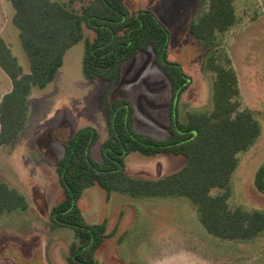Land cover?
Returning <instances> with one entry per match:
<instances>
[{"label": "rangeland", "instance_id": "374dc122", "mask_svg": "<svg viewBox=\"0 0 264 264\" xmlns=\"http://www.w3.org/2000/svg\"><path fill=\"white\" fill-rule=\"evenodd\" d=\"M67 3L68 0H57ZM237 22L218 37L237 75L240 102L251 110L260 135L244 152L231 178L230 207L264 211V193L257 191L254 175L264 166V0H235ZM75 2L72 8L79 10ZM130 10L149 9L169 29V60L191 78L179 109L212 108L214 74L205 69L212 48L193 38L189 25L206 10V0H128ZM13 8L0 0V38L9 46L23 74L29 62L18 30L12 24ZM92 32L84 30V37ZM83 40L69 48L55 78L44 88H33L28 98L27 122L21 133L0 147V180L23 194L28 208L0 218V264H68L74 241L66 228L51 230L48 215L62 197L55 163L62 155L59 141L74 131L94 127L99 135L91 150L100 161V144L107 138L105 98H128L134 109L136 131L163 139L169 125V84L152 64L151 50L136 55L122 68V81L85 79L81 70ZM10 80L0 69V100ZM131 176L155 179L177 172L186 164L182 156L145 157L131 153L125 160ZM221 190L214 189L212 194ZM88 223L105 220L107 237L96 251L97 264H264V233L249 242L223 241L209 235L199 223L193 205L183 198H136L118 192L105 201L94 185L78 201Z\"/></svg>", "mask_w": 264, "mask_h": 264}, {"label": "trees", "instance_id": "16d2710c", "mask_svg": "<svg viewBox=\"0 0 264 264\" xmlns=\"http://www.w3.org/2000/svg\"><path fill=\"white\" fill-rule=\"evenodd\" d=\"M8 1L29 72L23 74L9 46L0 38V69L11 83L0 100V147L10 144L24 129L32 89L44 88L62 66L66 51L82 40L81 70L85 79L120 84L123 65L150 49L152 64L169 84L165 138L135 130L134 109L128 98L106 96L107 138L100 144V161L91 156L99 140L94 127L79 128L68 139L59 141L63 152L55 163V173L62 197L49 211L48 226L51 230L72 231L68 264H97L95 253L107 237L105 220L88 223L78 206L83 192L94 185L103 191L105 201L113 192L136 198L186 199L195 208L204 230L223 241L249 242L264 233V211L229 205L238 154L260 135L254 113L241 107L231 60L218 48L219 35L237 22L235 0H206V10L189 25L190 35L212 48L205 69L214 77L212 108L189 111L184 116L179 103L191 78L179 64L169 60L170 31L151 10H130L128 0ZM75 2L81 4L79 10L72 8ZM84 30L93 36L85 38ZM131 153L182 156L186 164L159 178L135 177L125 164ZM254 185L264 193V166L256 171ZM214 189L221 191L212 194ZM27 208L25 196L0 180V218Z\"/></svg>", "mask_w": 264, "mask_h": 264}, {"label": "crops", "instance_id": "0c3cea01", "mask_svg": "<svg viewBox=\"0 0 264 264\" xmlns=\"http://www.w3.org/2000/svg\"><path fill=\"white\" fill-rule=\"evenodd\" d=\"M54 78H55V77H54ZM54 78H53V79H54ZM53 79H52V80H53ZM52 80H51V81H52ZM51 81H50V82H51ZM50 82H49V83H50ZM10 88H11V83H10ZM9 90H10V89H9ZM9 90H8V91H9ZM8 91H7V92H8Z\"/></svg>", "mask_w": 264, "mask_h": 264}]
</instances>
